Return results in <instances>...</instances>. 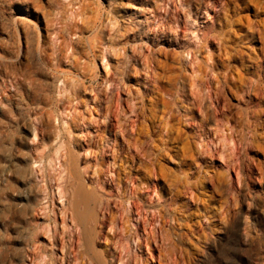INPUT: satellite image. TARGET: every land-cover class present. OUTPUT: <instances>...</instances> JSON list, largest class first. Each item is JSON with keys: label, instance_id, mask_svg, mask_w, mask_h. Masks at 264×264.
I'll return each mask as SVG.
<instances>
[{"label": "rangeland", "instance_id": "obj_1", "mask_svg": "<svg viewBox=\"0 0 264 264\" xmlns=\"http://www.w3.org/2000/svg\"><path fill=\"white\" fill-rule=\"evenodd\" d=\"M260 90L264 0H0V264H264ZM110 119L120 179L101 197L114 213L117 192L144 195L122 227L87 216L90 260L74 248L73 189L95 185Z\"/></svg>", "mask_w": 264, "mask_h": 264}, {"label": "bare ground", "instance_id": "obj_2", "mask_svg": "<svg viewBox=\"0 0 264 264\" xmlns=\"http://www.w3.org/2000/svg\"><path fill=\"white\" fill-rule=\"evenodd\" d=\"M112 24V23H111ZM104 25V24H103ZM108 25V24H107ZM107 25H105L106 27H107ZM110 25V24H109ZM108 25V26H109ZM110 27V26H109ZM109 27H107V28H109ZM111 29V28H110ZM56 35H58L56 32H54V46L55 47H57V49L58 48H60V47H62L61 45L62 44H57V41H59L58 39L59 38H57L58 36H56ZM99 39V38H98ZM66 45V44H65ZM60 46V47H59ZM70 47V46H69ZM56 49V51H58ZM65 55V54H64ZM67 58V57H66ZM196 58V57H195ZM255 59V58H254ZM253 60V59H252ZM58 62V61H57ZM193 62H190V64H192ZM190 64H189V68L192 66H190ZM200 64V63H199ZM198 64V65H199ZM211 64V63H210ZM200 66V65H199ZM201 68V66L199 67V69ZM192 69H194V68H192ZM206 69H208L206 66L204 67V71L206 70ZM198 70V69H197ZM202 70V69H201ZM186 71V70H185ZM193 71V70H192ZM196 71V70H195ZM202 72V74L203 73H205L206 74V72ZM206 71H209V69L208 70H206ZM197 72V71H196ZM197 73H199L200 74V70H198V72ZM196 73V74H197ZM209 73V72H208ZM211 73V72H210ZM194 73L192 72V75H193ZM205 74H204V76H205ZM201 75V74H200ZM195 76V75H194ZM194 76H192V78L194 77ZM199 76V75H198ZM212 76V75H211ZM259 76V75H258ZM199 77H202V76H199ZM191 78V77H190ZM191 78V79H192ZM197 78V77H196ZM65 79V80H64ZM204 79H206L205 77H204ZM203 79V80H204ZM212 79H213V76H212ZM216 79V78H215ZM67 79L66 78H63V79H61L60 81H62V83L64 84V86H62L65 90H68L69 88H67V81H66ZM182 80V79H181ZM195 80V79H194ZM202 80V79H201ZM261 79H259V81H260ZM191 82H192V80H190ZM199 81H200V78H199ZM108 82V81H107ZM182 82V81H181ZM195 82V81H194ZM193 82V83H194ZM208 82V81H207ZM214 82V81H213ZM72 83H74V81L72 82ZM187 83V82H186ZM201 83V82H200ZM204 83V82H203ZM211 83V82H210ZM256 83H257V80H256ZM69 84H71L70 82H69ZM75 84V83H74ZM108 84H109V82H108ZM111 84V83H110ZM187 84H189V82L187 83ZM195 84V83H194ZM193 84V85H194ZM199 84V83H198ZM207 84V83H206ZM218 84V83H217ZM217 84H215V85H217ZM227 84V83H226ZM73 85V84H72ZM71 85V86H72ZM107 85V84H106ZM192 85V84H191ZM223 85V84H222ZM260 85V84H259ZM70 86V87H71ZM78 86H81V85H78ZM201 86V85H200ZM256 85H254V87H255ZM61 87V88H62ZM69 87V86H68ZM206 87H208V86H206ZM205 87V88H206ZM228 87H230V86H228ZM256 87H259L260 88V86H256ZM191 88V87H190ZM203 88V86L201 87V89ZM210 88V87H209ZM208 88V89H209ZM215 88H216V86H215ZM219 88V87H218ZM64 89H62L63 90V92L65 91ZM200 89V90H201ZM210 89H212V88H210ZM257 89V88H256ZM262 89V88H261ZM190 90V89H189ZM188 90V91H189ZM199 90V89H198ZM199 90V91H200ZM205 90H207V89H205ZM201 91H203V90H201ZM214 91V90H213ZM217 91V90H216ZM219 91V94L222 92L221 90H218ZM221 91V92H220ZM62 92V91H61ZM67 91H65L64 92V94L66 93ZM76 92V91H75ZM208 92L210 93V91L208 90ZM260 92H261V96H262V98H263V100H264V91L263 90H260ZM200 93V92H199ZM208 93V94H209ZM63 94V93H62ZM186 94V93H185ZM215 94V93H214ZM222 94V93H221ZM63 96V95H62ZM98 96V95H97ZM201 96H203L204 97V95L202 94V95H200V97ZM209 96V95H208ZM211 96L212 95H210V97H207L208 98V100H210V98H211ZM222 96V95H221ZM200 97H198V98H200ZM95 98V97H94ZM205 98V97H204ZM204 98H200L199 100H197V101H201L202 102V100L204 99ZM213 98V97H212ZM214 98H217V97H214ZM219 98V97H218ZM96 100H97V98H96ZM196 100V99H195ZM214 100V99H213ZM215 100H217V99H215ZM95 101V100H94ZM187 101V100H186ZM196 102V101H195ZM201 102H199V104L198 105H201ZM190 105V104H189ZM192 105H193V103H192ZM200 107V106H199ZM195 108V107H194ZM110 109V108H109ZM142 110V109H141ZM171 110V109H170ZM169 110V111H170ZM114 111V110H113ZM139 112H142V111H140V110H138ZM144 111V110H143ZM111 113H113L112 111H110ZM116 112V111H115ZM133 112H135V111H133ZM132 112V113H133ZM137 112V111H136ZM135 112V113H136ZM171 112V111H170ZM170 112H169V115H170ZM188 112V111H187ZM143 113V112H142ZM140 114V113H139ZM111 116L112 115H114V113L113 114H110ZM115 115H117V114H115ZM134 115V114H133ZM136 115V114H135ZM134 115V116H135ZM73 116V115H72ZM256 116L257 115H255V123L257 124L256 126H258L259 125V122H258V119L256 118ZM136 117V116H135ZM170 117H172V115L171 116H169V118ZM111 118V117H110ZM129 118H132L131 116H129ZM72 120H74L75 118H74V116L71 118ZM90 119V118H89ZM107 119V117H106V115H104V122H105V120ZM112 119V118H111ZM111 119L110 120H108L106 123H104V128L107 130V131H109V132H111V133H113V138L111 139L112 140V144H110L107 148H105L104 147V150H103V153L102 152H99V154H97V156H96V158H97V161H96V168L93 170V174H91V175H94V173H95V175L94 176H96L95 177V181H94V183H95V185L94 186H92V189L90 190V192H87V193H85L84 194V185L82 184V183H79L78 182V184L74 187V193H75V195L76 196H78V199H77V201L75 202V204H76V206H75V208L73 209V213H72V218L74 219V223H75V226H79V227H81L80 228V230H79V233H80V236H78V233L76 232V234H75V236H74V238H73V241H74V248H75V246H76V244L79 246L80 244L82 245H84V249H83V253H85V255L87 256V258L88 259H93V256H91V253H92V246L91 245H93V244H90V243H93V241H92V239H91V242L90 243H87V236L86 235H91L90 233L92 232V230H93V227H91V225L90 226H87V227H89V229H87L86 228V226H84L83 224L85 223L86 225H87V216H88V218L90 217V216H92V213H94L95 211H97V212H99V213H101V216L99 215H97V217L95 218V225L97 226V227H99V230H102L105 226H107V224L109 223L110 224V228H112L111 227V225L116 221H119V223H121L120 225H121V227H122V225L124 226V224H125V222L128 220V218L129 217H133V215H134V212H136V211H134V209H136V208H134L133 206H137V209H138V207L140 208V206H142V205H140V204H138L137 202H136V200L138 199H140V197H142L141 195L143 194V193H141V191H139V188H136V187H134L133 188V186L131 187V188H133V191H135V193L134 194H136L137 195V197H135V196H133L132 197V200H130L129 201V198H127V199H123V197H122V194L121 193H118L117 191H119V190H117L116 192H117V197L116 198H112L113 200H111L112 202L114 201V207L116 208V212H114V213H111V207L109 206V202H107V201H105L101 196H103V194H104V191H102V190H105V188L107 187V184H108V179H107V174H110V172L112 171L114 174H115V176L111 179L112 181H115V180H119L120 178H119V172L117 171V170H115V156H116V153H117V150H118V144L115 142L116 140H117V138H118V134H120V137H121V133L124 131L123 130V127H122V125H121V123H120V125H119V127H117V128H119V129H117L115 126H114V128H115V130H113V123H112V121H111ZM136 119H138V118H136ZM88 120V119H87ZM85 121V120H84ZM118 121H120V119L118 120ZM118 121H117V124H119L118 123ZM130 122H129V124L128 125H130V123H135V119L133 118V120H132V122H131V120H129ZM66 123V122H65ZM90 123V122H89ZM127 123H128V120H127ZM84 124H87V122L86 123H84ZM101 124V123H100ZM123 124H124V122H123ZM88 125H90V124H88ZM116 125V124H115ZM135 125V124H134ZM137 125V124H136ZM86 126V125H85ZM130 127V126H129ZM132 127V126H131ZM134 127V126H133ZM89 128V127H88ZM87 128V129H88ZM125 128H128L127 126L125 127ZM86 129V130H87ZM131 129V128H130ZM84 130V129H83ZM97 130H99L98 129V123H97V128H96V130L95 131H97ZM135 130V129H134ZM113 131V132H112ZM133 131V130H132ZM256 134V133H255ZM123 135L124 134H122V137H123ZM257 137V136H256ZM255 137V138H256ZM254 139V138H253ZM88 140V139H87ZM253 141H256L255 142V144L257 143V140H253ZM86 142V141H85ZM213 142H215V141H213ZM212 143V142H211ZM258 143H259V141H258ZM213 145H214V143H212ZM216 144V143H215ZM262 144V143H261ZM122 145V144H121ZM201 145V144H200ZM258 146V145H257ZM122 148V147H121ZM120 150V149H119ZM144 150V149H143ZM262 150H263V148H262ZM146 152V151H145ZM148 152V157L150 156V154H149V151H147ZM153 152V151H152ZM151 152V153H152ZM162 152H164V151H162ZM191 152V151H190ZM108 154V153H110V155L113 157V163H111V164H109L108 162H105L104 161V156H105V154ZM192 154V153H191ZM95 155V154H94ZM154 155V154H153ZM162 155V154H161ZM147 156V155H146ZM152 157V156H151ZM150 157V158H151ZM154 157H155V155H154ZM153 157V158H154ZM118 158V157H117ZM59 162V161H58ZM95 163V162H94ZM155 163H157V162H155ZM58 164H60V165H58V166H60V167H62V165H63V163H58ZM55 165V164H54ZM64 166V165H63ZM144 166V165H143ZM157 166V165H156ZM59 167V168H60ZM93 167H95L94 166V164H93ZM92 167V168H93ZM53 168H54V166H53ZM155 168V167H154ZM161 167H159V169H160ZM147 169V168H146ZM149 169V168H148ZM162 169V168H161ZM161 169L160 170H158V172L160 173L161 172ZM55 170V169H54ZM58 170V169H57ZM152 170L154 171V169L153 168H151V172H152ZM163 171V170H162ZM111 172V173H112ZM86 173V172H85ZM112 173V174H113ZM163 173V172H162ZM162 173H160L161 175H164V173L162 174ZM113 174V175H114ZM69 175V174H68ZM90 175V174H89ZM153 175H154V173H153ZM152 175V176H153ZM160 175V176H161ZM154 176H156V175H154ZM88 177H90V176H88ZM110 177V176H109ZM91 178V177H90ZM155 178V177H154ZM157 178V177H156ZM161 178H162V176H161ZM163 178H164V176H163ZM127 179V178H126ZM59 180H61V178L59 179ZM188 180V179H187ZM187 180L185 181L186 182V184H187ZM92 181V180H91ZM57 183H58V181H56ZM119 182V181H118ZM117 182V183H118ZM123 182V181H122ZM133 182V181H132ZM190 182V181H189ZM188 182V183H189ZM56 184V183H55ZM120 184V183H119ZM123 184V183H122ZM190 184V183H189ZM189 184L187 185V186H189ZM118 185V184H117ZM121 185V184H120ZM57 187V186H56ZM61 187V186H60ZM122 187H124V184L122 185ZM114 188H116V186L114 187ZM118 188V187H117ZM116 188V189H117ZM119 188H121V187H119ZM127 187H125V189H126ZM185 188V187H184ZM60 188H59V185H58V190H59ZM128 189V188H127ZM189 189H191V188H189ZM189 189H188V187H187V190L189 191ZM71 190V189H70ZM124 190V189H123ZM66 191V190H65ZM191 191H192V189H191ZM190 191V192H191ZM98 192H100V194H96V193H98ZM121 192H122V189H121ZM124 192V191H123ZM126 192V191H125ZM128 192V191H127ZM131 192H132V190H131ZM130 192V193H131ZM58 194H59V197L60 198H64V192L62 191V190H59V192H58ZM190 194V193H189ZM126 195V194H125ZM144 195V194H143ZM104 198H106V197H104ZM108 199H109V197H108ZM108 199H106V200H108ZM126 200V203H128L126 206H125V204L123 203L124 201ZM66 201V200H65ZM129 202L131 203L130 205H129ZM62 206H63V209H62V211H60L61 212V214H64L65 212H64V208H65V206H64V203H63V201H62ZM134 208V209H133ZM147 209V208H146ZM146 209H145V211H146ZM115 210V209H114ZM144 210V209H143ZM153 210V209H152ZM156 210V209H155ZM53 211V210H52ZM142 211V209H140L139 211H138V213L137 214H140V215H142L141 212ZM144 211V212H145ZM149 211V210H148ZM157 211V210H156ZM109 212V215L107 214ZM150 212V211H149ZM148 212V213H149ZM155 212V211H154ZM153 212V213H154ZM158 212V211H157ZM116 213H118L117 215H115ZM147 213V212H146ZM144 214V213H143ZM158 214V213H157ZM160 214V213H159ZM158 214V215H159ZM112 215H114V216H112ZM155 215H156V213H155ZM144 216V215H143ZM161 216V214L159 215V217ZM113 217V218H112ZM153 217V216H152ZM155 217V216H154ZM153 217V218H154ZM149 218V217H148ZM55 219V218H54ZM63 219L64 218H62V222H58L57 223V225H58V229H59V224L60 225H64L63 224ZM72 219V220H73ZM149 219H151V218H149ZM149 219H144L143 217H140L139 218V223H144L145 224V226H146V224L149 222H147L146 223V221L147 220H149ZM155 219V218H154ZM138 220V219H137ZM154 221V220H153ZM55 222V221H54ZM56 223V222H55ZM118 223V222H117ZM117 223H115V224H117ZM150 223V222H149ZM152 223V222H151ZM160 224V223H159ZM127 225V224H126ZM126 225H125V227H126ZM156 225V224H155ZM144 226V227H145ZM148 226V225H147ZM162 226V225H161ZM55 227V226H54ZM117 227V226H116ZM116 227H114V228H116ZM120 226H118V229H120L121 228ZM124 227V228H125ZM70 228V227H69ZM77 228V227H76ZM83 228V229H82ZM123 228V229H124ZM153 228H157L156 226H154ZM117 228H116V230H114L115 231V234L116 233H121V230H118ZM122 229V228H121ZM123 229H122V232H123ZM162 229V228H161ZM55 230L57 231V226L55 227ZM74 230V229H73ZM163 230V229H162ZM162 230L160 231V226H159V231L160 232H162ZM55 231V232H56ZM59 231V230H58ZM124 231H125V229H124ZM151 231H152V229H151ZM155 231V230H154ZM74 232V231H73ZM155 233H156V231H155ZM154 233V234H155ZM163 233V232H162ZM72 234V233H71ZM114 234V235H115ZM150 234H152V233H150ZM154 234H153V236H154ZM161 234V233H160ZM120 235H122V234H120ZM147 235V234H146ZM149 235V234H148ZM56 239H57V241H60L59 243H60V247H61V249L63 250V248L65 247V244H64V241H63V238H62V236L59 234V233H56ZM72 236V235H71ZM82 236V237H81ZM117 236H118V234H117ZM153 236H151V237H153ZM119 237V236H118ZM121 237V236H120ZM125 236H123V238H124ZM155 237V236H154ZM157 237V236H156ZM122 238V237H121ZM84 239V242H82V240ZM121 239H119V241H120ZM124 240L125 239H123V242H124ZM154 240V239H153ZM81 241V243L79 244V242ZM90 241V240H89ZM88 241V242H89ZM122 242V241H121ZM126 242V241H125ZM70 243H71V241H70ZM73 243V242H72ZM118 243V242H117ZM78 246H76V247H78ZM121 246H123V244L121 245ZM126 246V245H125ZM72 247V250H74L73 249V246H71ZM126 248H127V246H126ZM76 250H77V248H75ZM124 249V248H123ZM61 250V251H62ZM75 250V252H77ZM119 250H121V249H119ZM74 252V251H73ZM63 253V252H62ZM77 254V253H76ZM76 254L74 253L73 255H75L74 256V260H76L77 259V257H76ZM80 254H81V252H80ZM119 254V253H118ZM71 255V254H70ZM122 255V254H121ZM72 256V255H71ZM81 255H79L78 257H80ZM113 256H115L114 254H113ZM119 256V258L121 259V258H123L124 260H127V259H125L124 257H121L120 256V254L118 255ZM118 256H117V258H118ZM131 256V255H130ZM62 258H64L65 257V253L64 254H62V256H61ZM118 258V259H119ZM133 258H134V256H133ZM80 259V258H79ZM84 259V258H83ZM122 259V260H123ZM130 259V258H129ZM128 259V260H129ZM137 259V258H136ZM62 260V259H61ZM131 260V259H130ZM63 261V260H62ZM80 261V260H79ZM82 261V260H81ZM74 262V261H73ZM83 262V261H82ZM91 262V261H90ZM125 262V261H124ZM127 263H128V261H126ZM137 262V261H136ZM77 263V262H76ZM79 263V262H78ZM89 263V262H88ZM81 264V263H80ZM83 264V263H82Z\"/></svg>", "mask_w": 264, "mask_h": 264}]
</instances>
